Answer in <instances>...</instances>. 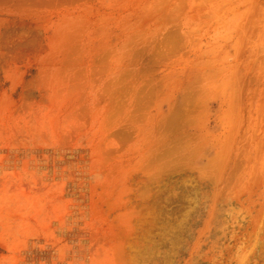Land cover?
Here are the masks:
<instances>
[{
	"label": "rangeland",
	"instance_id": "obj_1",
	"mask_svg": "<svg viewBox=\"0 0 264 264\" xmlns=\"http://www.w3.org/2000/svg\"><path fill=\"white\" fill-rule=\"evenodd\" d=\"M0 264H264V0H0Z\"/></svg>",
	"mask_w": 264,
	"mask_h": 264
},
{
	"label": "bare ground",
	"instance_id": "obj_2",
	"mask_svg": "<svg viewBox=\"0 0 264 264\" xmlns=\"http://www.w3.org/2000/svg\"><path fill=\"white\" fill-rule=\"evenodd\" d=\"M241 250H242V249H241ZM241 254H242V253H241ZM243 254H244V253H243ZM239 257H240V256H239ZM239 257H238V258H239ZM232 259H233V258H232ZM239 259H241V257H240ZM237 260H238V259H237Z\"/></svg>",
	"mask_w": 264,
	"mask_h": 264
}]
</instances>
